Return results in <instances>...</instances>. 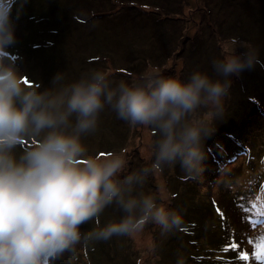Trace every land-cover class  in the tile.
<instances>
[{
	"label": "rangeland",
	"instance_id": "374dc122",
	"mask_svg": "<svg viewBox=\"0 0 264 264\" xmlns=\"http://www.w3.org/2000/svg\"><path fill=\"white\" fill-rule=\"evenodd\" d=\"M7 3L15 40L0 50V57L24 71L28 87L51 86L57 72H65L70 83L90 69L106 71L113 86L120 80L131 83L153 69L161 76L184 80L195 71L214 76L212 61L222 58L226 45L235 47L230 44L233 38L239 45L256 48L259 59L264 61V0ZM233 79L224 115L213 123L215 131L204 142L203 172L195 180L179 164L153 171L155 130L131 126L106 106L100 113L97 130L84 138L89 155L103 159L111 153L123 154L127 165L122 177L147 169L140 190L156 195L158 203L177 210L182 222L166 234L158 225L147 222L132 236L90 238L93 231L123 217V211L113 204L81 227L80 243L54 264H177L179 259L184 264H264V240L260 239L264 236V215H245L264 214V177L246 182L255 193L250 199L244 198L242 181V177L251 178L256 171L264 176V162L252 168L240 157L232 163L228 160L229 154L241 149L237 137L242 135L251 108L247 102H256L264 109V69L257 66ZM195 186L202 192L205 214H196L191 203L190 214L185 207L192 202ZM231 195L234 197L229 198ZM225 210L230 215L243 214L245 230L237 228L235 216L228 218ZM243 254L248 259H241Z\"/></svg>",
	"mask_w": 264,
	"mask_h": 264
},
{
	"label": "clouds",
	"instance_id": "9594fccd",
	"mask_svg": "<svg viewBox=\"0 0 264 264\" xmlns=\"http://www.w3.org/2000/svg\"><path fill=\"white\" fill-rule=\"evenodd\" d=\"M14 40L10 7L0 0V50ZM230 44L235 47L226 45L222 58L213 59L214 76L195 71L184 80L153 69L115 86L106 71L90 69L70 83L57 72L51 86L28 87L24 71L0 57V264H54L80 243L81 227L113 204L123 217L90 238L132 236L147 222L162 234L180 225L177 210L140 190L147 169L122 177L123 154L90 156L84 138L97 130L107 106L129 125L155 130L153 171L179 164L197 179L204 142L224 115L233 78L264 69L256 48L235 38Z\"/></svg>",
	"mask_w": 264,
	"mask_h": 264
},
{
	"label": "trees",
	"instance_id": "16d2710c",
	"mask_svg": "<svg viewBox=\"0 0 264 264\" xmlns=\"http://www.w3.org/2000/svg\"><path fill=\"white\" fill-rule=\"evenodd\" d=\"M248 102H247V106L248 107L251 106V108L249 109L250 111L248 112L249 113L248 117L246 118L245 125L241 132L242 135L237 137V140L241 144V149L240 150L237 149V151L234 152L242 153L240 158L241 160H243L244 164L247 166H252V168H255L258 163L264 162V111H263L264 109L256 102L255 103L252 101H248ZM248 107H246V109H248ZM235 153L232 156L229 154V158H228L229 162H232ZM261 176H262L261 173H259V171H256L255 175L251 178L242 177L243 185L246 188V190L244 191V194L246 193L244 198L250 199L255 196V193L252 192L251 187H249L246 182H249V180H251L252 178L258 180L261 178ZM252 185H254V183H252ZM194 190L192 189V198H191L192 202L190 201L185 207L187 208L189 214L191 213L190 206L192 207V210L193 209L195 210L196 214H205L206 205L202 202L203 199L201 200L202 197L200 196L202 195L201 194L202 192L199 190L198 186H195ZM234 191H236V189ZM233 197L234 196L231 195L229 198H233ZM232 206L233 207L231 208L235 209V206L234 205ZM226 210H229V208H227ZM226 210L224 211V213L228 218H230L231 215L226 213Z\"/></svg>",
	"mask_w": 264,
	"mask_h": 264
},
{
	"label": "bare ground",
	"instance_id": "6f19581e",
	"mask_svg": "<svg viewBox=\"0 0 264 264\" xmlns=\"http://www.w3.org/2000/svg\"><path fill=\"white\" fill-rule=\"evenodd\" d=\"M232 155H234V154H232ZM231 155V156H232ZM242 155V153H240V152H236L235 153V156L233 157V160L232 161H235L237 158H239L240 156ZM230 163H232V162H230ZM261 173V172H260ZM251 176H253V175H251ZM250 177V175H248V178ZM264 176H261V178H263ZM234 225L237 227V228H239V229H242V230H245V228L247 227V225L246 224H244L242 221H239V220H234Z\"/></svg>",
	"mask_w": 264,
	"mask_h": 264
},
{
	"label": "snow or ice",
	"instance_id": "6c2138e0",
	"mask_svg": "<svg viewBox=\"0 0 264 264\" xmlns=\"http://www.w3.org/2000/svg\"><path fill=\"white\" fill-rule=\"evenodd\" d=\"M261 191L264 192V187L261 188ZM257 199H260V198L257 197ZM239 207H241L245 212L247 211V209L244 208L243 205H239ZM252 207L255 208V204H254V203L252 204ZM260 239H261V240H264V236H262ZM249 243H251V240L249 241ZM232 246H233V247H237V245H235V244H233ZM224 250L227 251V249H224ZM256 258H257V259H260V255H259V253H257ZM241 259H248L247 254H243V255L241 256Z\"/></svg>",
	"mask_w": 264,
	"mask_h": 264
}]
</instances>
